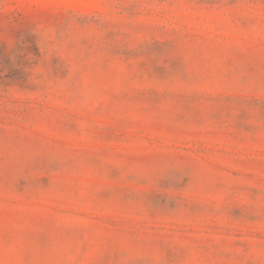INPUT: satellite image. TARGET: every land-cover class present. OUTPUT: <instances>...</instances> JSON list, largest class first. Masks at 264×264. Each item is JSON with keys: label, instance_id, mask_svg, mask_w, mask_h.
Returning a JSON list of instances; mask_svg holds the SVG:
<instances>
[{"label": "rangeland", "instance_id": "1", "mask_svg": "<svg viewBox=\"0 0 264 264\" xmlns=\"http://www.w3.org/2000/svg\"><path fill=\"white\" fill-rule=\"evenodd\" d=\"M0 264H264V0H0Z\"/></svg>", "mask_w": 264, "mask_h": 264}]
</instances>
